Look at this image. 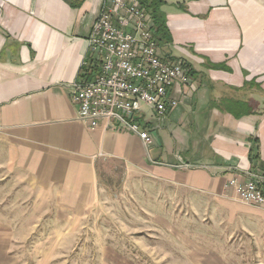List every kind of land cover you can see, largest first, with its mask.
Returning <instances> with one entry per match:
<instances>
[{"label": "crops", "instance_id": "0c3cea01", "mask_svg": "<svg viewBox=\"0 0 264 264\" xmlns=\"http://www.w3.org/2000/svg\"><path fill=\"white\" fill-rule=\"evenodd\" d=\"M164 1L160 55L193 76L170 114L142 119L146 148L129 132L90 128L70 99L102 0H0V264H62L110 162L152 197L199 192L264 234V209L226 187L252 174L264 189V0ZM227 100L252 112L236 118Z\"/></svg>", "mask_w": 264, "mask_h": 264}, {"label": "rangeland", "instance_id": "374dc122", "mask_svg": "<svg viewBox=\"0 0 264 264\" xmlns=\"http://www.w3.org/2000/svg\"><path fill=\"white\" fill-rule=\"evenodd\" d=\"M98 181V203L62 264H264V234L242 230L213 197L157 199L111 162Z\"/></svg>", "mask_w": 264, "mask_h": 264}, {"label": "built area", "instance_id": "2783aa9c", "mask_svg": "<svg viewBox=\"0 0 264 264\" xmlns=\"http://www.w3.org/2000/svg\"><path fill=\"white\" fill-rule=\"evenodd\" d=\"M191 71L183 60L160 55L156 25L140 0H102L70 99L90 128L129 132L149 148L154 142L142 119L150 113L161 121L170 114ZM226 187L243 203L264 209L256 176L241 181L235 175Z\"/></svg>", "mask_w": 264, "mask_h": 264}, {"label": "trees", "instance_id": "16d2710c", "mask_svg": "<svg viewBox=\"0 0 264 264\" xmlns=\"http://www.w3.org/2000/svg\"><path fill=\"white\" fill-rule=\"evenodd\" d=\"M71 7H78L83 0H64ZM141 3L146 6L151 12L152 18L157 28V37L160 42L167 40V26L165 22V17L163 12L159 9L161 5L164 4V0H140ZM191 75L193 76V72L191 71ZM224 109L234 115L236 118H239L246 113L252 112V104L238 102V101H225Z\"/></svg>", "mask_w": 264, "mask_h": 264}]
</instances>
